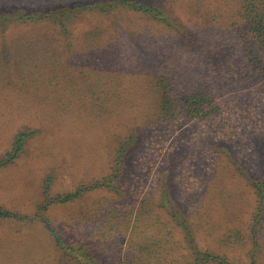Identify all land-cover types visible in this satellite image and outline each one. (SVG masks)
<instances>
[{
    "label": "rangeland",
    "instance_id": "obj_1",
    "mask_svg": "<svg viewBox=\"0 0 264 264\" xmlns=\"http://www.w3.org/2000/svg\"><path fill=\"white\" fill-rule=\"evenodd\" d=\"M245 5L0 0V264H264Z\"/></svg>",
    "mask_w": 264,
    "mask_h": 264
},
{
    "label": "trees",
    "instance_id": "obj_2",
    "mask_svg": "<svg viewBox=\"0 0 264 264\" xmlns=\"http://www.w3.org/2000/svg\"><path fill=\"white\" fill-rule=\"evenodd\" d=\"M243 2L244 4L247 3V5L244 6V14H243L244 22L247 26V29L245 31L246 33L242 35V38H243V41L245 42V46L252 48L253 39L257 40L258 44L264 42V14H262L261 12V7L264 6V2L263 0H243ZM123 4L125 6H131L136 12H144V13L158 12V10L155 9L153 6L141 4L140 2H134L133 4L131 3H123ZM249 54H250V59L252 61L253 51L251 50ZM255 60L257 62H260L261 64V60L258 55L255 56ZM25 136L26 134L21 133L16 137L15 142H14L15 152L23 151L25 147ZM12 152L9 153V156L12 154ZM9 161H12V159ZM82 190H84V188L78 189V192H81ZM74 196L75 195H71L70 197H67V198H71ZM6 216L9 217L10 214H8L7 212L0 211V217H6ZM60 239L59 238L57 239L59 243H60ZM210 259H215V258H212V256L203 258L204 261L210 260Z\"/></svg>",
    "mask_w": 264,
    "mask_h": 264
}]
</instances>
